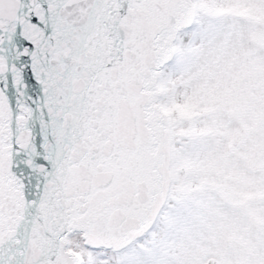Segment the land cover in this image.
<instances>
[{"label":"snow or ice","instance_id":"obj_1","mask_svg":"<svg viewBox=\"0 0 264 264\" xmlns=\"http://www.w3.org/2000/svg\"><path fill=\"white\" fill-rule=\"evenodd\" d=\"M0 264H264V0H0Z\"/></svg>","mask_w":264,"mask_h":264}]
</instances>
